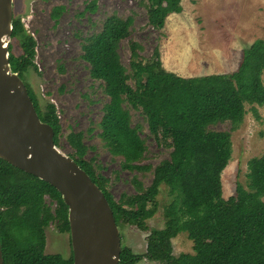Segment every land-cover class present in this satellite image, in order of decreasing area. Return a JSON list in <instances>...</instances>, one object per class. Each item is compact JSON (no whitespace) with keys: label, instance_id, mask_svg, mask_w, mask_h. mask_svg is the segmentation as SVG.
Listing matches in <instances>:
<instances>
[{"label":"trees","instance_id":"16d2710c","mask_svg":"<svg viewBox=\"0 0 264 264\" xmlns=\"http://www.w3.org/2000/svg\"><path fill=\"white\" fill-rule=\"evenodd\" d=\"M148 24L165 27L167 18L183 11L182 0H142ZM98 0H90L80 13L96 12ZM65 5L54 6L50 16L58 24ZM133 15H108L98 32L83 38L81 57L93 80L101 81L109 100L103 106L99 136L114 157H121L124 170L150 171L152 182L145 186L134 176L136 192H123L117 199L109 190L110 178L101 172L96 157L82 132L70 133L69 155L86 170L104 191L119 227L125 224L150 231L147 249L135 253L122 244L120 264H137L148 259L161 264H264V155L248 161V183L237 184L236 195L226 199L222 173L233 153L232 134L212 129L230 121L238 128L252 105L264 106V39H256L243 50L238 68L230 73L182 76L168 71L159 46L143 61V44L132 38ZM10 64L24 79L39 116L51 124L60 146L62 124L56 105L48 102L42 111L39 99L25 77L35 62L37 40L28 32L22 17L14 16ZM128 40L129 68L121 58L120 46ZM63 71V66H60ZM132 81V83H131ZM131 108L143 115L149 134L171 149L170 157L156 166L143 165L148 146L142 123L133 124ZM88 133L92 134L93 127ZM169 187L173 200L165 208V226L148 227L159 210L161 186ZM56 202L49 205L46 196ZM56 222L61 232L70 233L69 208L59 190L49 182L0 160V239L4 264H74L60 253H46L47 228ZM187 232L194 253L175 255L173 239ZM122 236V235H121Z\"/></svg>","mask_w":264,"mask_h":264},{"label":"rangeland","instance_id":"374dc122","mask_svg":"<svg viewBox=\"0 0 264 264\" xmlns=\"http://www.w3.org/2000/svg\"><path fill=\"white\" fill-rule=\"evenodd\" d=\"M89 1L14 0V16L22 17L26 29L37 40L35 62L38 71L31 69L25 80L37 95L42 111L46 110L48 102L56 105L63 127L60 149L67 154L72 153L67 135L84 133L85 142L91 146L88 157H96V163L102 166L101 172L110 178V192L119 199L123 192H136L132 183L134 176L145 186L151 184L153 177L150 171L122 169V158L114 157L100 138L99 122L109 98L102 82L92 79L89 66L81 57L83 38L100 31L104 19L112 13L123 17L133 15L132 38L143 44V61L159 46L163 66L168 71L182 76L230 73L238 68L243 50L256 39H264V0H182L183 11L171 14L161 30L148 24L147 8L142 0H98L96 12L81 16ZM58 5H65L66 11L55 24L50 13ZM10 44L16 54L22 52L16 39H12ZM120 54L129 68L131 53L128 40L122 41ZM252 107L246 104L248 112L238 128H233L230 121L211 126L232 134V158L222 173L226 199L236 195L238 183L247 185L248 161L264 155V106H257L260 118L255 117ZM131 113L133 124L142 123L145 127L141 135L146 138L148 152L142 164L156 166L169 158L171 149L150 136L140 111L131 108ZM90 127L94 128L92 134L87 131ZM158 200L159 210L148 220L150 230L165 226V208L173 200L168 186H161ZM120 230L124 246L135 253L146 252L150 231L131 224L121 226ZM193 246L187 232H181L173 239L175 255L194 253ZM45 251L48 254L60 253L67 258L72 253L70 234L61 233L56 222L47 228ZM137 264L161 263L144 259Z\"/></svg>","mask_w":264,"mask_h":264},{"label":"water","instance_id":"95a60500","mask_svg":"<svg viewBox=\"0 0 264 264\" xmlns=\"http://www.w3.org/2000/svg\"><path fill=\"white\" fill-rule=\"evenodd\" d=\"M14 0H0V160L56 187L69 208L74 264H120L122 236L100 186L55 143L24 79L12 70ZM0 264L4 255L0 239Z\"/></svg>","mask_w":264,"mask_h":264},{"label":"built area","instance_id":"2783aa9c","mask_svg":"<svg viewBox=\"0 0 264 264\" xmlns=\"http://www.w3.org/2000/svg\"><path fill=\"white\" fill-rule=\"evenodd\" d=\"M46 201L49 205H52L53 207H55L56 202H54L49 195L46 196Z\"/></svg>","mask_w":264,"mask_h":264},{"label":"flooded vegetation","instance_id":"af4514ba","mask_svg":"<svg viewBox=\"0 0 264 264\" xmlns=\"http://www.w3.org/2000/svg\"><path fill=\"white\" fill-rule=\"evenodd\" d=\"M60 231V230H59ZM61 232V231H60ZM61 233H64V232H61ZM66 233H68V232H66ZM70 234V233H69ZM71 237V236H70ZM71 246H72V244H71Z\"/></svg>","mask_w":264,"mask_h":264},{"label":"crops","instance_id":"0c3cea01","mask_svg":"<svg viewBox=\"0 0 264 264\" xmlns=\"http://www.w3.org/2000/svg\"><path fill=\"white\" fill-rule=\"evenodd\" d=\"M241 61V60H240ZM240 64V63H239ZM197 76V75H196Z\"/></svg>","mask_w":264,"mask_h":264}]
</instances>
